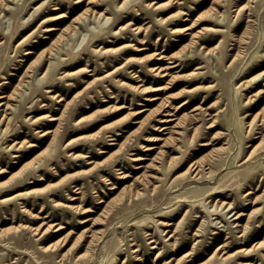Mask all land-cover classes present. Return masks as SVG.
<instances>
[{
	"label": "rangeland",
	"instance_id": "rangeland-1",
	"mask_svg": "<svg viewBox=\"0 0 264 264\" xmlns=\"http://www.w3.org/2000/svg\"><path fill=\"white\" fill-rule=\"evenodd\" d=\"M34 1L10 0L0 13V95L30 81L16 101L0 99L16 106L0 136V264H264V75L244 86L264 70V0L238 14L248 0ZM87 7L107 13L74 24ZM53 25L76 29L39 82L49 62H33L56 38L44 31ZM170 61L173 78L148 68ZM166 110L182 136L160 132ZM48 129L56 134L42 136ZM222 203H232L218 208L231 225L211 213Z\"/></svg>",
	"mask_w": 264,
	"mask_h": 264
},
{
	"label": "bare ground",
	"instance_id": "bare-ground-1",
	"mask_svg": "<svg viewBox=\"0 0 264 264\" xmlns=\"http://www.w3.org/2000/svg\"><path fill=\"white\" fill-rule=\"evenodd\" d=\"M10 0H0V13L1 12H3L4 10H5V8L8 6V2H9ZM12 1H14V0H12ZM17 1H20V0H17ZM77 1V3L78 2H80L81 0H76ZM133 0H123L122 1V4L119 6L120 8H124V7H126V5H128L129 3H131ZM256 0H248V2H246L243 6H240V7H238L237 8V10H236V14H238V13H240L241 11H243V10H250V3H253V2H255ZM34 2H36V0L34 1ZM33 3V2H32ZM159 6V5H158ZM157 6V7H158ZM166 6H167V8H166V11L170 8V5L166 2ZM8 8V7H7ZM59 8H54L53 9V11H56V10H58ZM37 9H35L34 11H36ZM87 12H92L93 14H95L96 16H97V18H104V15H102L103 13H107V11H103V12H99V11H96V10H94V9H92L91 7H87V8H85L80 14H78L76 17H74L73 18V20H72V22L75 24L76 22H78L79 20H81L82 19V16L84 15V14H87ZM4 13V12H3ZM91 14V13H90ZM224 14H225V12H222V16H220V20H223V18H224ZM31 15H32V13H31ZM41 15V13L39 14V16ZM178 14H171V15H168L167 17H166V23H167V26H169V25H173V24H171V23H169V22H171V21H173L174 19H175V16H177ZM86 16V15H85ZM39 18V17H38ZM59 18H61V16L60 15H58V16H56V17H54V18H52V19H50V18H44V19H42V21H41V24L43 23V24H47L48 22H50V21H52V20H54V19H59ZM38 20V19H37ZM109 19L108 18H105V23L108 21ZM171 20V21H170ZM183 21H186L185 19L183 20ZM80 22V21H79ZM72 23V24H73ZM169 24V25H168ZM216 24H219L218 22L216 23ZM175 25H176V23H175ZM75 29H76V27L75 26H73V25H69V26H66V27H64V28H62L61 30L56 26V25H53V26H51V27H48V28H46L44 31H46V32H48V33H55V32H57V31H59L58 32V34H57V36H56V38L51 42V44H50V46L47 48V49H43L39 54H38V56H37V59L33 62V63H37L38 62V64H37V66L39 65V63H40V61L41 60H43L44 59V61L46 60V62H49L48 64H47V67L46 68H44L45 70L42 72V76L41 77H39V79H38V81L39 82H41V81H43L44 79H46V77L50 74V71H51V68L53 67V63L50 61L51 59V56L54 54V52L53 51H58V50H55V48L57 47V44L60 42V41H62L61 39L66 35V34H69V33H71V32H73V31H75ZM137 32H139L141 29L139 28V27H136V28H134ZM189 28L187 27V28H183V29H180V28H178V27H170L169 28V30H170V32L171 33H180V32H185V31H187ZM216 31H218L219 32V30H216ZM189 35H191L193 38H195L196 37V34H189ZM47 37H44L43 39H46ZM81 43V42H80ZM80 43L78 44V45H80ZM192 43H195V42H193L192 41ZM0 47H1V42H0ZM264 51V50H263ZM211 52V50H207V51H204L203 53H204V55H209V54H211L210 53ZM58 53V52H57ZM256 54L258 53V51H256L255 52ZM31 54H34V52L33 51H31V50H26V53H25V55H31ZM55 57H56V55H55ZM236 57H238V54H235V56H234V58H233V60L236 58ZM173 58V57H172ZM157 60H163V59H165L162 55H160V54H158V58H156ZM134 60V59H133ZM43 61V62H44ZM130 61V59H126L125 60V62H129ZM42 63V62H41ZM168 63V62H167ZM169 64H170V66L169 67H166V68H162V67H160V66H154V65H149L148 64V68H149V70H151V71H153L154 73H155V75L156 74H158V75H160V77H167V76H169L170 74L168 73L169 71H167L168 69H173V68H176L177 66H178V64H176L174 61H170L169 62ZM43 65V64H42ZM42 65H41V67H42ZM27 68H29V66L28 67H26L25 68V72H24V74H27V73H29L30 74V70H28ZM117 69V68H116ZM115 69V70H116ZM198 69V68H197ZM113 72V71H112ZM166 72V73H165ZM38 73H39V71H38ZM111 73V72H110ZM37 74V73H36ZM71 73L70 72H67V73H65V76H68V75H70ZM28 75V74H27ZM262 75H264V70H261L258 74H256L253 78H251L250 80H246L245 82H244V86H248V85H250V84H252V82L254 81H257L258 79H259V77H261ZM40 76V75H39ZM29 77V76H28ZM37 77V76H36ZM35 77V78H36ZM170 77L171 78H173V76H171L170 75ZM0 79H4L2 76L0 77ZM38 81H37V83H38ZM262 81H264V78L262 79ZM5 83H7V82H5ZM29 84H30V81H26V78H25V80H21V81H19L18 82V84H17V86L12 90V92L11 93H9V94H7V95H4V94H2V95H0V99H6V100H10V101H16V98L17 97H20V96H22L23 94H24V91L22 90V89H24V87H28L29 86ZM39 84V83H38ZM263 86H264V83H263ZM250 87H252V86H250ZM159 89V88H158ZM246 89V88H245ZM48 92H52V90H49ZM263 92H261V90H258L255 94H254V96H261V94H262ZM52 98H55V94H53L52 95ZM261 98V97H260ZM156 99V97H152L151 99H150V101H152V100H155ZM18 101H20V100H18ZM246 101L247 102H250L251 101V97H247L246 98ZM186 105V102L185 103H182L180 106H178L179 108L180 107H183V106H185ZM0 107H4L2 110H0V136L2 135V136H4V134H6L7 133V131L9 130V127H10V124H11V121H12V115H14V113H15V108H16V106H14L12 103H7V102H3V103H1L0 102ZM167 107V106H166ZM11 110V113H7V111L8 110ZM175 116V114H172V113H170V111H168V110H166V112L163 114V117L162 118H160L159 120H158V122L159 123H161L162 125H164V127L163 128H161V127H159L158 129H160L161 128V130H160V132H162V131H166V135L167 134H169V136H170V133L172 134V133H175V134H177V135H180V136H182V134H183V131L181 132V131H178V130H175V131H171V130H173V128H175V127H179L180 128V123H181V120L180 119H177V118H172V117H174ZM260 118H259V121L261 122V124L263 123V120H264V107L262 108V110H261V112H260ZM50 118V120L49 121H57L58 119H59V117H52V116H50L49 117ZM239 120L241 121V118H239ZM215 120H213V122L211 123V127H213V126H215ZM172 123H174L173 125H171L170 126V124H172ZM214 123V124H213ZM165 125H166V127H165ZM246 128H248L246 131L247 132H249L250 131V129H251V126H250V123L248 124V125H246ZM49 134H56V130L54 129V130H47V131H44V132H42V136H45V135H49ZM169 136L168 137H166V143L169 141V140H171V139H176V138H174V136H173V138H169ZM157 140V139H156ZM165 140V139H164ZM54 141V140H53ZM69 142H70V140H69ZM68 142V143H69ZM18 145H19V142H16V143H14L13 145H8L7 146V148L9 147L10 149H14V148H18ZM20 147V146H19ZM154 148V147H153ZM153 148H149L148 147V149H153ZM50 151H52V148H50L47 152L49 153ZM252 153V152H251ZM250 153V154H251ZM77 155L75 154V157H76ZM248 157H250V156H248ZM137 159V158H136ZM142 159V158H141ZM134 160V159H133ZM174 159H172V158H170V159H168L167 161H168V163H170L171 161H173ZM35 161H37V162H31V163H25L22 167H21V169L20 170H18L17 172H16V174L17 175H19V177L23 174V172L27 169V168H29V167H33V168H35V165H37V164H39V162L38 161H41V159L40 158H38V160H35ZM136 161H139L138 159L136 160ZM141 167V166H140ZM197 168V167H196ZM193 170H196V169H193ZM197 171V173H198V170H196ZM14 177V176H13ZM16 177V176H15ZM38 177V176H37ZM11 178H12V176H11ZM31 179V178H30ZM9 181H10V179H9ZM11 181H12V179H11ZM40 181V180H39ZM7 183V182H6ZM9 183V182H8ZM156 188V186H153V190ZM41 190V189H40ZM40 190L38 191V192H40ZM46 190V189H45ZM42 191V190H41ZM35 192V191H34ZM24 194L25 193H23V196H24ZM137 195H141L139 192H137L136 193ZM20 195H22V194H17V195H15L14 197H18V196H20ZM13 197V196H12ZM12 197L11 198H5V199H3V201H8V200H11L12 199ZM101 202V201H100ZM232 206V203H226V204H224V203H222V204H220V205H218V204H215L214 205V207H212V209H211V213H212V215H217V216H221V221L220 222H222V220L224 221V220H226L225 221V224L227 223V224H229V225H231V223L229 222V218H227V213L226 214H224L223 212L220 214L219 212H218V208L220 207L221 209H224V208H230ZM232 212V209L229 211V213H231ZM255 213V211H253V212H251L249 215H248V218H250L253 214ZM241 213H238V212H235L232 216H236V218L235 219H238L239 217H241ZM160 216V215H159ZM231 216V217H232ZM218 217H216L215 219H217ZM215 219H212L211 221H209V222H206L205 220H202V222H201V224H200V226L198 227V229H196V232L194 233V235H196V236H199L198 235V233H203V232H205V229H204V225L205 224H208V227H215V225H213L215 222H214V220ZM219 222V223H220ZM161 223V222H160ZM217 223V222H216ZM162 225H164V226H166V223H162ZM224 226V225H223ZM237 226H239L238 224H237ZM248 227H249V223L248 224H246L239 232L241 233L242 232V235H245L244 233H245V231L248 229ZM63 227L62 226H58V227H56V230H55V232H59L61 229H62ZM89 231V230H88ZM161 232H164V230H160ZM159 231V232H160ZM85 232V231H84ZM89 233V232H88ZM208 233H209V231H208ZM170 234V232H168V234L167 235H169ZM85 235V234H84ZM153 235V234H152ZM173 235V234H172ZM172 235H169L171 238H173V236ZM241 235V234H240ZM161 236V235H160ZM168 236V237H169ZM200 236H203V234L202 235H200ZM89 237V243H93V242H95L96 241V239H97V236H96V234L94 233V232H92V234L91 235H89L88 236ZM151 237V236H150ZM153 238V237H152ZM154 241H151V243H153ZM264 246V241L263 242H261V243H259L258 244V246L257 247H259V246ZM193 247V246H192ZM222 246H218L217 247V249H219V248H221ZM154 248V247H153ZM156 248V247H155ZM216 249V250H217ZM192 250H194V249H192ZM215 250V251H216ZM239 251H244V252H248L246 249H240ZM224 259H226V258H224ZM174 264H178V260H176L175 261V263Z\"/></svg>",
	"mask_w": 264,
	"mask_h": 264
}]
</instances>
